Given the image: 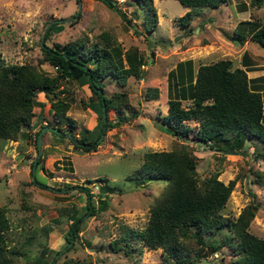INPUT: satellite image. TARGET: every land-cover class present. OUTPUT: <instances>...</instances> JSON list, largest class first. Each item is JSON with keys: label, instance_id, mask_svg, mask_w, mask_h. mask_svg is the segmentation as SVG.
I'll list each match as a JSON object with an SVG mask.
<instances>
[{"label": "rangeland", "instance_id": "rangeland-1", "mask_svg": "<svg viewBox=\"0 0 264 264\" xmlns=\"http://www.w3.org/2000/svg\"><path fill=\"white\" fill-rule=\"evenodd\" d=\"M155 2L158 25L147 32L142 23L144 10L136 3L123 0H118L117 4L132 17L134 26L127 24L102 0H0V56L6 62H30L53 73L55 66L40 62L41 41L52 22L62 27L45 39L48 45L85 36L104 43L100 34L105 31L117 40L122 50L136 45L145 58L142 77L129 76L124 86H119L114 78L104 79L107 94L114 90L127 92L130 106L124 114L129 116L134 111L137 115L108 128L101 134L96 150L82 151L66 136L50 128H44L40 148H37L35 132L53 121L51 103L43 91L37 92L42 108L35 106L31 126L23 127L30 137L0 141V205L6 207L11 221L9 244L25 252L17 257L18 264H33L38 257L49 264H63L67 259L87 264H164L160 246L146 247L130 231L144 227L150 204L165 181L150 179L137 185L128 175L140 166L145 150L170 149L180 142L196 154L200 178L215 170L225 182L236 177L221 212L235 217L245 204L251 200L257 202L259 208L249 228L264 236V182L254 179L257 173L264 179V160H255L252 153L255 147L262 148V143L251 137L245 139L242 146L246 150H214L194 138L192 132L182 139L160 125L168 113L167 100L173 92L169 86L170 74L178 72V63L182 60L191 58L196 70L201 63L231 58L235 66L246 68L250 78L264 74V46L251 39L237 45L227 37L243 16L260 17L264 21V3L257 6L250 4V0H228L216 7L196 6L189 30L176 20L191 7L179 0ZM135 9L138 13H134ZM63 86L68 88L70 99L67 114L77 122L73 132L96 125L98 117L89 106L92 92L88 85L69 80L61 81L59 87ZM149 86L158 87L157 98H146ZM190 103V99L183 100L184 105ZM107 115L111 120L117 119L113 109L108 110ZM188 122L196 130L198 122ZM230 142L231 138L223 144ZM38 155L41 159L37 162ZM34 178L46 185L34 182ZM75 183L90 187L97 211L83 218L78 237L68 248L65 235L71 222L70 214L74 208L83 212L87 199L84 191L69 187ZM104 185L108 186L107 190L102 189ZM125 234H131L130 252L111 246L114 240L117 246L123 245ZM231 258V248L224 245L206 260L209 264H227ZM167 263L189 264L171 260Z\"/></svg>", "mask_w": 264, "mask_h": 264}, {"label": "trees", "instance_id": "trees-1", "mask_svg": "<svg viewBox=\"0 0 264 264\" xmlns=\"http://www.w3.org/2000/svg\"><path fill=\"white\" fill-rule=\"evenodd\" d=\"M102 1L115 9L127 24L134 26V20L117 4L118 0ZM123 1L136 3L144 10L142 23L147 32L157 27L158 12L154 0ZM179 1L192 9L180 15L176 21L183 28L188 26L191 30L190 23L196 14L194 7H216L228 0ZM263 3L264 0H250L252 5L260 6ZM137 11L135 9L134 13ZM61 27L57 22L50 23L41 41L40 62L46 61L55 66L53 73L40 68L38 64L6 62L0 56V141L30 137L23 127L31 126L33 108L43 106V102L37 99L38 91H43L50 101L53 121L42 125L35 132L36 146L38 133L43 127H50L59 135L66 136L74 147L82 151H94L102 140L101 134H105L108 128L137 115L134 111L129 116L124 114L130 106L127 92L114 90L107 94L104 79L114 78L119 86H124L129 76L142 77L145 58L139 48L132 45L122 50L117 40L109 37L105 31L100 34L104 43L85 36L63 44H46L44 41L49 34ZM134 30L139 32L136 28ZM227 37L237 45L251 39L264 46V21L260 17L240 19ZM170 75L169 86L173 92L167 100L168 113L164 115L161 127L182 139L192 132L198 141L220 151L246 150L242 147L245 139L254 137L263 147H255L253 157L255 160H264V74L250 78L246 68L235 66L231 58L201 63L194 70L193 61L188 58L178 63L177 73L172 71ZM69 80L87 84L92 92L89 106L98 117L97 124L92 128L80 127L77 132L72 130L77 122L67 114L70 107L68 88L59 87L61 81ZM145 95L148 99L157 98L158 87H147ZM186 99L191 100L189 105L183 104ZM110 109L117 113L116 120L108 118L107 111ZM190 120L198 122L196 130L188 122ZM230 138V144H223ZM196 158V154L183 142L174 144L170 149L143 152L142 163L128 178L137 185L150 179L164 180L165 183L150 204L144 227L141 230L131 229L130 232L146 247L160 246L164 264H168L167 260L202 264L197 260L207 259L208 255L224 245L232 251V258L227 264H264V236L253 233L249 228L259 204L251 200L237 216L224 215L221 210L235 186L236 177L225 182L218 177L219 171L215 170L200 178L196 170ZM40 159L38 155L37 162ZM254 179L264 182L259 173ZM34 182L42 184L36 178ZM69 187L84 191L87 199L82 206L83 212L74 208L70 214L71 222L65 235L68 248L78 237L83 218L97 211L89 186L75 183ZM107 188V185L102 186L103 190ZM249 193L255 196L252 190ZM10 227L7 209L0 205V264H18L17 257L25 254L23 250L9 244ZM48 228L51 229V226L48 225ZM129 235H123V245L117 246L114 240L111 246L130 252L133 243ZM37 263L49 264L46 259L39 257L33 262ZM63 264L87 263L67 259Z\"/></svg>", "mask_w": 264, "mask_h": 264}, {"label": "water", "instance_id": "water-1", "mask_svg": "<svg viewBox=\"0 0 264 264\" xmlns=\"http://www.w3.org/2000/svg\"><path fill=\"white\" fill-rule=\"evenodd\" d=\"M177 39V37L175 38V40ZM104 115H105V112H104ZM44 128H46V127H43L42 129H41V131L38 133V135H37V146L40 148V143H41V132H42V130H44ZM50 128V127H49ZM51 129V128H50ZM103 135V134H102ZM227 151H233V150H231V149H227ZM197 262H202V264L203 263H207V264H209V261H207L206 260V258H203V259H198L197 260Z\"/></svg>", "mask_w": 264, "mask_h": 264}, {"label": "crops", "instance_id": "crops-1", "mask_svg": "<svg viewBox=\"0 0 264 264\" xmlns=\"http://www.w3.org/2000/svg\"><path fill=\"white\" fill-rule=\"evenodd\" d=\"M156 0H154V3H155V6H156V2H155ZM222 4V3H221ZM157 7V6H156ZM245 9V8H244ZM157 11H158V7H157ZM245 10H243V12H244ZM244 19V18H246L245 16H243V17H241V19ZM249 18H250V16H249ZM246 64L248 63V62H245ZM254 75V74H253ZM257 76V75H256ZM252 77H254V76H252Z\"/></svg>", "mask_w": 264, "mask_h": 264}]
</instances>
